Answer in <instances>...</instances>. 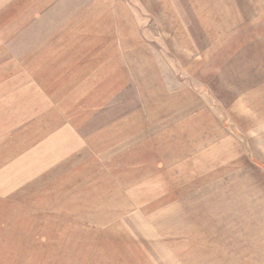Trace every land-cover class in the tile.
<instances>
[{
    "label": "rangeland",
    "instance_id": "1",
    "mask_svg": "<svg viewBox=\"0 0 264 264\" xmlns=\"http://www.w3.org/2000/svg\"><path fill=\"white\" fill-rule=\"evenodd\" d=\"M127 1L164 79L194 88L239 129L230 108L242 112L252 91H264V0ZM125 105L115 102L111 121L83 128L97 150L61 166L36 165L24 158L23 136L0 134V264H264V193L246 198L243 188L240 198L235 176L216 183L206 174L204 187L171 182L168 160L161 165L134 144L143 120L131 118L125 129ZM141 105L130 97L131 114ZM110 126L112 140L99 133ZM243 133L262 162L264 134L259 142ZM186 174L179 179L197 178Z\"/></svg>",
    "mask_w": 264,
    "mask_h": 264
},
{
    "label": "crops",
    "instance_id": "2",
    "mask_svg": "<svg viewBox=\"0 0 264 264\" xmlns=\"http://www.w3.org/2000/svg\"><path fill=\"white\" fill-rule=\"evenodd\" d=\"M0 70V134L23 136L24 158L38 166H61L97 150L83 128L98 118L111 121L115 102L122 101L125 129L131 118L143 120L134 144L161 165L168 160L171 182L204 187L206 174L216 183L235 176L240 198L243 188L246 198L250 191L264 193V145L256 147L261 162L241 135L262 140L264 117L255 114L263 109L264 91H252V106L242 112L230 108L239 129L226 124L204 95L164 79L127 0H0ZM130 97L142 104L132 114ZM115 131L99 133L112 140ZM129 135L122 140L125 153ZM186 172L197 178L179 179Z\"/></svg>",
    "mask_w": 264,
    "mask_h": 264
}]
</instances>
